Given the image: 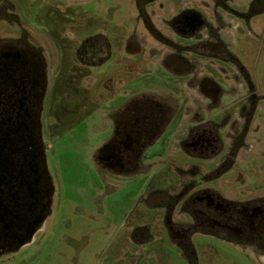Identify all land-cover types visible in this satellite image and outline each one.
Here are the masks:
<instances>
[{
    "label": "flooded vegetation",
    "instance_id": "flooded-vegetation-1",
    "mask_svg": "<svg viewBox=\"0 0 264 264\" xmlns=\"http://www.w3.org/2000/svg\"><path fill=\"white\" fill-rule=\"evenodd\" d=\"M134 3L142 36L135 30L130 42L138 43L139 36L154 41L151 56L158 55V65L185 89L182 112L187 124L177 153L188 167L167 185L149 181L140 203L157 216L151 223L142 217L131 227L129 241L135 248L118 249L113 264L166 261L152 258V252L142 255V247L158 241L153 228L179 251L184 264H199L194 235L245 249L260 259L264 192L252 188L228 197L211 182L256 149L245 138L251 135L248 126L258 100L250 66L252 54L264 46V0H185L168 14L162 12L161 0ZM6 5L11 6L0 0V16ZM32 42L16 35L0 37V255L29 242L30 232L49 213L54 193L41 121L47 58ZM106 47L85 39L78 51L84 59L97 61L107 56ZM129 48L127 52L137 54V48ZM229 95L236 101L226 107L222 100ZM230 109L234 111L227 118ZM173 110L167 97L140 94L111 111L108 134L93 154L99 170L115 179L140 172ZM220 127L226 129L222 134ZM198 161L210 167L202 170Z\"/></svg>",
    "mask_w": 264,
    "mask_h": 264
},
{
    "label": "rangeland",
    "instance_id": "rangeland-1",
    "mask_svg": "<svg viewBox=\"0 0 264 264\" xmlns=\"http://www.w3.org/2000/svg\"><path fill=\"white\" fill-rule=\"evenodd\" d=\"M7 1L11 6L1 13L0 37L22 36L47 58L41 121L54 193L50 211L32 239L0 255V264H113L121 249L135 248L129 241L131 227L142 217H149L151 223L157 216L140 203L149 181L167 185L175 182L178 170L188 167L179 162L177 153L187 124L182 112L185 89L158 65V55L151 56L155 43L141 37L134 0ZM184 1L161 0L162 12L168 14ZM135 30L141 35L138 43L130 42ZM85 39L106 45L107 56L84 59L78 49ZM128 45L137 48L136 55L126 51ZM252 60L258 100L248 126L252 136L245 143L256 144L255 152L245 153L244 163H234L228 173L211 182L228 197L243 190L264 192V46L252 54ZM140 94L167 97L174 110L148 148L144 168L126 179H115L99 170L93 154L108 134L109 113ZM222 101L230 107L236 98L229 95ZM234 110L226 112L227 118ZM225 130L220 127V134ZM198 162L202 170L210 167ZM152 235L158 241L142 247V255L152 252V258H166L156 264H184L160 230L153 228ZM194 236L199 264H264V256L259 259L245 249Z\"/></svg>",
    "mask_w": 264,
    "mask_h": 264
},
{
    "label": "water",
    "instance_id": "water-1",
    "mask_svg": "<svg viewBox=\"0 0 264 264\" xmlns=\"http://www.w3.org/2000/svg\"><path fill=\"white\" fill-rule=\"evenodd\" d=\"M41 222H43V220H42ZM39 227H40V226L37 225V227H35L34 230L30 232V234H29V236H28L29 241L31 240L32 235L34 234V232H35ZM14 250H15V248H14V249H13V248H10L8 251H14Z\"/></svg>",
    "mask_w": 264,
    "mask_h": 264
}]
</instances>
